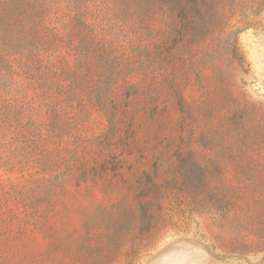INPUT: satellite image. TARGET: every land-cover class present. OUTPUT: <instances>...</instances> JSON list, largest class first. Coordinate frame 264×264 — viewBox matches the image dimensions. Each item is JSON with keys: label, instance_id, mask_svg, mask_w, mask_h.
<instances>
[{"label": "rangeland", "instance_id": "374dc122", "mask_svg": "<svg viewBox=\"0 0 264 264\" xmlns=\"http://www.w3.org/2000/svg\"><path fill=\"white\" fill-rule=\"evenodd\" d=\"M0 264H264V0H0Z\"/></svg>", "mask_w": 264, "mask_h": 264}]
</instances>
